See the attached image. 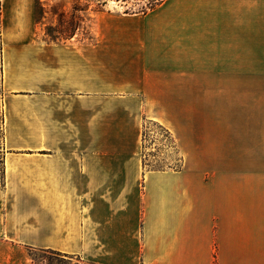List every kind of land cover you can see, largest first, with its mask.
Listing matches in <instances>:
<instances>
[{"label":"crops","instance_id":"crops-1","mask_svg":"<svg viewBox=\"0 0 264 264\" xmlns=\"http://www.w3.org/2000/svg\"><path fill=\"white\" fill-rule=\"evenodd\" d=\"M9 10V9H7ZM0 12V264H264V0H167L95 45ZM145 117L180 169L144 164Z\"/></svg>","mask_w":264,"mask_h":264},{"label":"rangeland","instance_id":"rangeland-1","mask_svg":"<svg viewBox=\"0 0 264 264\" xmlns=\"http://www.w3.org/2000/svg\"><path fill=\"white\" fill-rule=\"evenodd\" d=\"M105 1L107 4L104 11H96L95 4L90 3L91 0H0V12L4 9L7 13H18L12 10L13 4H33L35 19L47 38L67 40L70 38L65 37L75 29V35L78 34L81 39H90L95 45L98 38L105 37L109 25L118 23L119 19L130 17L126 15L129 13L124 12L125 7L118 0ZM75 8L81 10L76 11ZM144 15L146 14H139L137 18H144ZM144 126L147 132L145 153L148 162L151 164L176 162L177 155L167 146L164 130L147 120ZM32 255L39 261V264L78 263L76 258L70 259L53 251H35Z\"/></svg>","mask_w":264,"mask_h":264},{"label":"trees","instance_id":"trees-1","mask_svg":"<svg viewBox=\"0 0 264 264\" xmlns=\"http://www.w3.org/2000/svg\"><path fill=\"white\" fill-rule=\"evenodd\" d=\"M92 2L90 3H93L95 4V10L96 11H104V7L105 5L107 4V1L105 0H91ZM122 5H124L125 7V13H129V14H148L149 12L153 11L154 9H156L158 6L162 5L163 3H165L167 0H118ZM89 3V4H90ZM76 11L78 10H81L79 8H75ZM75 29L72 30L70 32V34L65 37L66 39L67 38H71L75 35ZM145 120L149 121V122H152L156 125H158L162 130H164L165 132V136H166V139H167V146L169 148H171L175 154L177 155V160L176 162L174 163H171V164H151L148 162V159H147V154L145 153V141H147V132L145 130V126H144V132H143V146H144V151H143V160H144V164L146 166H149L151 168H154V169H168V168H172V169H175V170H178L181 168L182 166V161H183V158L182 156L180 155V152H179V148H178V145L176 143V140L174 138V136L172 135L171 131L169 129H167L166 127H164L163 125H161L159 122H156L154 120H150V119H147L145 117Z\"/></svg>","mask_w":264,"mask_h":264}]
</instances>
